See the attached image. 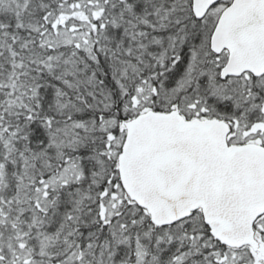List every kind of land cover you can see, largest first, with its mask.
<instances>
[{
    "label": "snow or ice",
    "instance_id": "snow-or-ice-1",
    "mask_svg": "<svg viewBox=\"0 0 264 264\" xmlns=\"http://www.w3.org/2000/svg\"><path fill=\"white\" fill-rule=\"evenodd\" d=\"M0 264H264V0H0Z\"/></svg>",
    "mask_w": 264,
    "mask_h": 264
}]
</instances>
